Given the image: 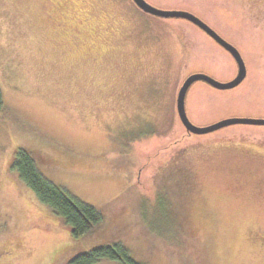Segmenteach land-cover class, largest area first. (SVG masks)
I'll return each mask as SVG.
<instances>
[{
    "label": "rangeland",
    "instance_id": "1",
    "mask_svg": "<svg viewBox=\"0 0 264 264\" xmlns=\"http://www.w3.org/2000/svg\"><path fill=\"white\" fill-rule=\"evenodd\" d=\"M147 1L196 14L245 62L234 87L190 86L191 122L264 118V0ZM236 72L194 23L132 0H0V264H74L113 242L141 264H264V125L193 134L176 109L187 75ZM18 146L104 221L73 237L9 169Z\"/></svg>",
    "mask_w": 264,
    "mask_h": 264
},
{
    "label": "trees",
    "instance_id": "2",
    "mask_svg": "<svg viewBox=\"0 0 264 264\" xmlns=\"http://www.w3.org/2000/svg\"><path fill=\"white\" fill-rule=\"evenodd\" d=\"M0 112L8 113L3 105L0 90ZM36 194L37 198L54 211L60 222L73 237H80L104 221L103 208L83 202L70 195L62 186L43 175L35 164L34 153L24 147H16L8 165ZM120 260L123 264H141L135 261L119 242L106 243L79 253L74 264H91L99 258Z\"/></svg>",
    "mask_w": 264,
    "mask_h": 264
},
{
    "label": "water",
    "instance_id": "3",
    "mask_svg": "<svg viewBox=\"0 0 264 264\" xmlns=\"http://www.w3.org/2000/svg\"><path fill=\"white\" fill-rule=\"evenodd\" d=\"M134 4L146 13L159 17H177L184 18L194 23L197 27L202 29L206 34H208L216 43L227 50L237 65V72L234 77L228 81H218L215 78L207 75L205 73H191L185 77L182 81L176 97V109L180 121L184 125L185 129L189 133L193 134H204L216 130L218 128L230 125V124H256L264 125V118H251V117H231L219 120L217 122L211 123L206 126H198L191 122L186 113V95L190 86L197 80L205 81L211 86L219 89H227L238 85L246 76V65L243 57L239 50L223 38L214 28H212L208 23L201 19L196 14L184 10V9H165L155 6L147 0H132Z\"/></svg>",
    "mask_w": 264,
    "mask_h": 264
},
{
    "label": "flooded vegetation",
    "instance_id": "4",
    "mask_svg": "<svg viewBox=\"0 0 264 264\" xmlns=\"http://www.w3.org/2000/svg\"><path fill=\"white\" fill-rule=\"evenodd\" d=\"M199 28V27H198ZM213 28V27H212ZM202 30V29H201ZM203 31V30H202ZM204 32V31H203ZM205 33V32H204ZM206 34V33H205ZM208 35V34H207ZM209 36V35H208ZM210 37V36H209ZM211 38V37H210ZM224 38V37H223ZM212 39V38H211ZM213 40V39H212ZM227 40V39H226ZM214 41V40H213ZM228 41V40H227ZM230 42V41H229ZM218 44V43H217ZM219 45V44H218ZM222 47V46H221ZM223 48V47H222Z\"/></svg>",
    "mask_w": 264,
    "mask_h": 264
}]
</instances>
